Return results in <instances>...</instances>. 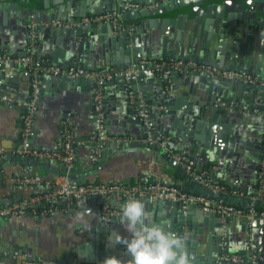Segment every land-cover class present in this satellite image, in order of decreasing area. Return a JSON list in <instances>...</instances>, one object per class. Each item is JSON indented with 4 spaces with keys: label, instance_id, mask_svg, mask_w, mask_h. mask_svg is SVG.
I'll use <instances>...</instances> for the list:
<instances>
[{
    "label": "crops",
    "instance_id": "0c3cea01",
    "mask_svg": "<svg viewBox=\"0 0 264 264\" xmlns=\"http://www.w3.org/2000/svg\"><path fill=\"white\" fill-rule=\"evenodd\" d=\"M33 1L41 2L44 0ZM45 1L55 4L57 0ZM73 2L74 7L79 10L89 5L97 6L100 0H73ZM125 2L127 1L122 2V6ZM68 3L67 0H58V5L63 8L68 6ZM138 3L142 5L157 4L156 2L146 1H139ZM25 6L26 0H0V38L1 36H5L14 39L16 30H14L15 28L12 22L16 20L17 16L24 14L27 17H35L34 14L27 13ZM153 7L148 9H153ZM173 17L172 15L163 14V16L158 18L153 16H144L129 20H123L121 18V22L117 25L109 22L112 25V29H107V31H102L99 25L89 27L84 31L86 38H83V36L77 37L75 44H64L63 42L56 44L53 40L54 35L52 30L47 27L48 22L39 20L38 24L41 27L37 28L36 34L34 35V47L32 48L29 45L26 48V51L27 49L33 50L26 55L31 56L33 61L42 64H55L63 68L62 65L64 64H61V62H50L51 57L49 54L48 56L45 55L47 50L55 47L59 50L60 61L70 56L71 61H76V58H80L85 63V66L78 65L77 67L92 70H113V66L108 65L106 61L110 60L114 54H117L122 46L121 40L117 36V28L119 26H122V30L126 25L141 29L137 31L135 46L142 55H144L147 49V38L151 35L152 37L155 36L157 40L162 36L167 37L169 43H172L171 47L176 43L179 44L177 45L178 47L188 46V40L198 44L202 41V43H209L210 45L220 47L224 43H230L233 32H235L231 22L225 24L224 20H221V22L220 20L216 22L202 20L200 23H197L194 29H191L189 27L190 23L187 21L183 23V26L179 27L172 24V21L167 20ZM69 19L72 20L71 18ZM146 19H149V21L156 19L158 23L153 27L147 24L141 26V22ZM78 21L72 20L75 24L72 23L71 26L63 27H75L79 25L77 24ZM42 22L44 24L43 26ZM234 27H236V22ZM262 35H264V32L257 33L258 53L264 52V47L260 46ZM131 45H133L132 42L127 43V47ZM70 48H79V50L73 53ZM0 53L5 54L6 49H1ZM17 58L15 57L13 61L15 63H22L21 65L12 66L7 63L8 65L0 67V97L6 96L5 99H0V151L3 153L0 157V209L30 196L36 190V187L33 185H17L13 182V173L21 165L31 166L43 179L56 182L65 179V177L51 172L49 168H42L38 165L25 163L18 164L16 159H6L4 155V152L7 151H11L15 155V150L21 145V115L25 110L23 102L29 95L32 78L37 80L39 93L36 101L37 110L26 140L27 146L41 150H58L62 145L65 127H67L71 131L77 156L74 165L81 168V171L86 174L88 181L122 183L130 186H142L148 182H163L174 184L180 190L186 191L188 183L186 181L184 182L183 176L178 173L175 167L170 165L168 160L162 158L157 151L151 150L147 145H144L143 140H138L142 139L141 137H143L144 132L146 133V129L140 123L141 120L138 118L135 108L130 104L131 101H128L127 95L123 90V85L119 82L115 83V81H112L117 76L105 80L100 87H97L96 81L93 78L86 77H84L86 81H83V83L77 81L72 84H60L59 81H53L51 79V74L32 73L31 62L17 61L15 60ZM142 60L150 59H141L138 63ZM7 61L10 60L8 59ZM24 63H27V65ZM69 66H72V64ZM141 66L145 72L149 69L157 74L160 73L152 70L149 64ZM148 83L149 77L143 75L142 82L138 83V85L142 86L143 91V93L138 92L139 98L142 99L144 93L150 98H156L158 84ZM169 83H171V79ZM97 91L100 94L101 106L104 113L106 142L108 141L109 143L105 147L103 146L101 157L97 161H90L83 158V155L89 151V144L95 134L93 99ZM164 91L166 92L163 98L164 102L158 104L155 112H152L149 107L146 108L150 116V124L148 123L149 130L154 132L162 131L164 122L168 120L169 122L173 121L175 123V120L189 121L200 119L198 130L201 139L200 143L208 147L212 146L217 140L219 122L202 117V109H204L201 103L202 94L204 93L203 89L177 78L172 84L165 85ZM139 105L143 106L142 103ZM250 138L247 136V139ZM179 141V136H171L168 142L172 144L173 150L170 151L169 157L181 152L186 153L185 150H175V147H178ZM189 157L194 160L192 156ZM45 160H50L52 163L56 161L61 162L53 158ZM38 161L40 164V161L44 160L38 159ZM194 163L195 172L204 173L212 182L223 186L224 195L235 196L241 200L248 196L247 192L243 194L238 188L239 182H236L239 181L238 179H241V174L235 175V173L232 174L230 172L229 174L231 176L233 175L234 179L232 178L233 176L231 178L224 176L213 180L212 174L207 167L199 166L195 160ZM179 165L184 169L185 173L191 174L183 165L180 163ZM248 168H250L249 173H246L249 175L248 181H253V184L255 183L257 185L259 203L256 205L264 206V187L261 188L260 186L261 181L258 177V171L253 166L249 167L248 165ZM243 176L242 174V180H244ZM248 181H244V189H247V191L252 186ZM181 183H183L182 186ZM232 190H235L237 193L232 194ZM232 204L244 209L247 208V204L243 200L238 204ZM62 205L63 203H59L56 209L42 214L39 213L40 219H36V214L30 213L24 216H10L5 225L0 226V230L7 232L9 237L5 244H2V240H0V264H20L4 253L5 250L15 248L14 245L20 243L24 246L33 247L35 252L42 254L48 259V262L37 255L31 259H36L41 264H53L54 260L50 258L51 255L54 254V259H56V257L64 253L67 247H72L69 238L78 240L77 232L82 236L84 231L97 226L100 221L104 223L100 217L99 198L97 197H89L87 203L80 208L67 207L64 211L60 207ZM252 205L254 206L255 203L252 202ZM189 209L195 212H201L198 205H194V207L190 206ZM146 210L149 212L147 208ZM78 216H82L83 221H79L77 219ZM239 219V217L235 220L230 219L228 222L230 232H224L221 242L222 249H226L228 252L237 251L234 253L240 256L238 250L242 247L241 237H245L246 231H242ZM111 221L115 222L113 223V231H117L123 236L129 235L125 228L117 222L118 218H114ZM110 222L108 223L110 224ZM249 232H255V238L260 247V252L262 257H264V228L258 226L255 229L252 228ZM86 242L82 243L83 247H86ZM117 248L118 245L113 247L112 250L116 252Z\"/></svg>",
    "mask_w": 264,
    "mask_h": 264
},
{
    "label": "water",
    "instance_id": "95a60500",
    "mask_svg": "<svg viewBox=\"0 0 264 264\" xmlns=\"http://www.w3.org/2000/svg\"><path fill=\"white\" fill-rule=\"evenodd\" d=\"M68 6L61 7L58 5V0L53 2L26 0L27 13L34 14L33 17H27L24 14L17 16L12 22L14 25L15 36L13 38L1 36L0 50L6 49L10 61H5L0 64L18 66L22 63H15V57H23L33 49H27L28 46L34 47L36 30L39 26V20L48 22L47 27L52 30L54 42L56 44H75L77 37L83 36L86 38L84 31L89 27L99 25L102 31L112 29L109 22H87L79 24L75 27H53L50 21L57 19L71 18L78 21L80 17L85 15H94L103 11H108L117 8L123 20H129L144 16L161 17L163 14L174 16L171 19L172 24L179 27L183 26L185 21L189 22V27L194 29L197 23L202 20L216 22L221 20L231 22L235 32L232 35V41L223 44L220 47L210 45L209 43H193L188 40V46H177L176 43H169L165 36L159 40L155 36L147 38V49L142 55L135 46L137 41V31L141 30L138 27L126 25L122 30V26L117 28V36H119L122 46L117 54H114L110 60H107L108 65L113 66L114 71H119L128 68L132 63H138L141 59L150 60H174V59H191L198 63L216 65L221 68L232 69L240 72H249L264 80V60L259 58L257 46V33L264 32V0H100L97 6H87L81 9L74 7L73 0H67ZM153 2L157 3L153 9H129L123 10L122 2ZM37 5V6H36ZM168 18V17H166ZM42 22V26L44 25ZM236 22V27H234ZM158 21L155 19L143 20L141 26L151 25L156 26ZM131 30L129 31V29ZM166 34V33H165ZM149 40V42H148ZM132 42L133 45L127 47V43ZM16 44V46H15ZM71 49V48H70ZM77 52L79 48L71 49ZM258 50V51H257ZM2 54V53H0ZM51 57L53 63L61 62L63 68L70 64L77 67L84 65L81 59L71 61L70 56L67 59L59 60V50L52 48L47 50L46 56ZM72 55V54H71ZM8 63V64H7ZM27 65V63H24ZM85 66V65H84ZM87 66V65H86ZM138 71L133 78L126 79L120 75L114 77L112 81L119 82L123 85V90L127 95L128 101H131L132 107L137 109L150 108L152 112L157 110L158 104L164 102L166 92L165 85H170L174 80L182 79L185 82L191 83L203 89L201 103L203 118L216 120L219 122L217 140L212 146L202 145L199 136L200 119L195 120H179L175 123L164 122L162 131L154 132L149 130V124L142 123L146 133L144 132L142 139L143 144L147 145L151 150L157 151L160 156L168 160L169 164L183 176L184 182L188 183L186 191L204 194L211 198H221L227 203H240L242 200L246 202L247 208L253 206L252 202L259 203L257 185L249 180V167L253 166L258 169L257 161L262 157L264 152L263 136H264V85L256 83L250 84L240 80L217 78L207 75L205 72L198 70H181L172 71L168 74L155 73L137 64ZM143 75L149 77V83L158 84L156 98H150L145 93L143 98H139L138 92H142V86L138 85L142 82ZM53 81H59L60 84L75 83L77 81L83 83L86 81L84 77H72L67 74L52 75ZM171 79V83L169 80ZM113 83V82H112ZM148 83V84H149ZM151 83V84H152ZM132 99V100H131ZM223 102L224 104H221ZM139 118V117H138ZM259 118V119H258ZM137 120V119H136ZM138 121V120H137ZM169 134L175 137H180L176 151L185 150L187 155L192 156L196 163L201 167H207L212 174V179L227 177L229 174H241V179H238V188L248 196L244 199H239L235 196L224 195V191H213L211 188L204 185L195 177V173H185L184 169L175 160L174 156L169 157L172 149V144L169 142L165 146H160L156 143H148L149 137H154L158 134ZM247 136L251 137L247 139ZM109 142L103 141V146ZM174 148V147H173ZM6 159H16L18 164L25 163L38 165L39 167L49 168L56 175L65 177L75 184L86 183V174L81 171L80 167L75 165H67L64 162L52 163L50 160L39 161L36 157L29 155H14L11 151L4 152ZM240 156V157H239ZM242 157V158H241ZM248 164V165H247ZM242 174L244 180H242ZM234 179V176L232 177ZM239 178V177H238ZM251 183V187L247 191L244 189V181ZM247 182V183H248ZM180 184V183H178ZM183 183H181L182 186ZM257 198H255V197ZM137 200H142L149 210L152 219L156 223L163 224L166 230L172 231L183 237L186 242V251L191 257L192 264H264V257L260 252L255 232H249L258 226L264 228V220L259 216L252 219L247 217H239L242 231H246L245 237H241V249L238 250L241 260L233 262L230 260H218L221 255L236 254L237 251H227L222 249V236L224 232H228V222L237 219V217L224 218L214 213L195 212L190 210V206L197 205L195 202H188L184 208L173 200L151 197L150 195H141L130 197ZM129 198H127L128 200ZM60 204L64 201H60ZM147 203V205H146ZM10 216H0V226L5 225ZM36 219H40V215H35ZM115 221V220H114ZM99 222L97 226L83 232L78 240L69 238L72 247H67L64 253L56 259L55 255H51L53 264H101V262L110 256H115L127 264L130 256L127 255L123 245H118L117 251L112 250L115 246H110L108 237L113 232V223ZM4 231V230H3ZM0 230V240L2 244L9 239L7 232ZM230 232V231H229ZM5 233V234H4ZM86 239V240H85ZM76 240V241H75ZM86 243V247L82 243ZM15 248L25 251L28 258L37 255L48 262L42 254L35 252L33 247L24 246L23 244L14 245ZM33 250V251H31ZM254 255V257H253ZM18 261V260H15ZM19 262V261H18ZM52 264V263H51Z\"/></svg>",
    "mask_w": 264,
    "mask_h": 264
},
{
    "label": "built area",
    "instance_id": "2783aa9c",
    "mask_svg": "<svg viewBox=\"0 0 264 264\" xmlns=\"http://www.w3.org/2000/svg\"><path fill=\"white\" fill-rule=\"evenodd\" d=\"M154 5V4H153ZM152 4L142 5L137 2L127 1L123 4V9H143L152 8ZM155 6V5H154ZM110 22L113 25H117L121 22L120 12L113 8L108 11H103L94 15H86L80 18L77 24H84L87 22ZM72 20L69 18L66 20H52L50 24L52 26H71ZM75 24V23H74ZM9 56L7 54H0V64L7 61ZM17 61L31 62L32 73H44L51 75H63L67 74L72 77H86L93 78L96 81L97 87H100L105 80L112 78L113 76H124L126 79L133 78L138 71L136 63H132L128 68L114 71L112 69H99L92 70L83 67L69 66L62 68L55 64H42L37 61H33L31 56L26 55L15 59ZM140 65L149 64L151 69L168 74L172 71L181 70H198L205 72L211 77L226 78L240 80L245 83H256L264 85V80L249 72H240L232 69L221 68L216 65L203 64L195 62L191 59H175V60H142ZM36 74V75H37ZM38 85L37 80L32 78L31 89L27 99L23 102L24 112L21 115V145L15 150L16 154H25L36 157L41 160L45 159H58L67 165H74L77 156L72 141V134L69 128L65 127V133L63 142L58 150L36 149L27 146L26 140L30 133L35 112L37 110V97H38ZM6 96H1L0 99H5ZM93 110L95 114V134L93 140L90 142L89 151L83 155V158L90 161H97L102 154L103 141L107 136L104 133V113L101 106L100 94L97 91L93 99ZM221 104H224L221 102ZM137 115L144 124H148L150 120L149 111L146 108L137 109ZM171 139L169 135L158 134L154 137L147 139L148 143H156L160 146H165ZM264 145V136H263ZM3 155L0 151V157ZM175 160L184 166L190 173H195V177L200 180L204 185L211 188L213 191H223V186L214 183L204 173H198L194 170V160L190 158L186 153L181 152L174 155ZM258 166V177L261 181V188L264 187V152L262 157L256 162ZM13 182L17 185L29 184L36 187L34 192L7 207L0 209V216H24L30 214H42L48 211H52L58 207L60 201H64L60 206L62 210H66L67 207H83L89 197L99 198V211L101 220L108 223L114 218H119L120 206L131 196L150 195L151 197L165 198L178 202L182 208L186 206L188 202H195L199 209L204 212L215 213L220 217L232 218V217H247L252 219L255 216H259L264 220V209L258 210L254 206L249 208H242L232 203H227L221 198H211L204 194L193 193L189 191L180 190L174 184L163 182L145 183L142 186H130L122 183L112 182H100V181H88L86 183L75 184L68 179H63L60 182L43 179L33 168L29 165H21L17 167L12 176ZM232 194H236L235 190L231 191ZM264 197V193H263ZM4 253L14 260H18L20 264H41L36 259L28 258L26 253L17 249H7ZM254 257V255H253ZM220 259L231 260L237 262L241 260V257L237 254L221 255Z\"/></svg>",
    "mask_w": 264,
    "mask_h": 264
},
{
    "label": "clouds",
    "instance_id": "9594fccd",
    "mask_svg": "<svg viewBox=\"0 0 264 264\" xmlns=\"http://www.w3.org/2000/svg\"><path fill=\"white\" fill-rule=\"evenodd\" d=\"M260 46L264 47V35L261 36ZM259 58L264 60V52L259 53ZM120 209L117 222L129 235L123 236L113 231L108 241L110 246L125 247L127 255L130 256L127 264H192L191 257L186 251L185 239L166 230L163 224L156 223L142 200L130 198L120 206ZM77 219L83 221L82 216H78ZM101 264L124 262L110 256Z\"/></svg>",
    "mask_w": 264,
    "mask_h": 264
},
{
    "label": "trees",
    "instance_id": "16d2710c",
    "mask_svg": "<svg viewBox=\"0 0 264 264\" xmlns=\"http://www.w3.org/2000/svg\"><path fill=\"white\" fill-rule=\"evenodd\" d=\"M255 208L258 209V210H261V209H264V206H260V205L258 206V205H256Z\"/></svg>",
    "mask_w": 264,
    "mask_h": 264
}]
</instances>
